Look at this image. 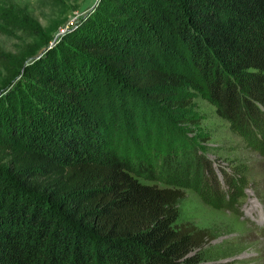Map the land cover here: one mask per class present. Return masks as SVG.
I'll list each match as a JSON object with an SVG mask.
<instances>
[{
    "label": "trees",
    "instance_id": "16d2710c",
    "mask_svg": "<svg viewBox=\"0 0 264 264\" xmlns=\"http://www.w3.org/2000/svg\"><path fill=\"white\" fill-rule=\"evenodd\" d=\"M92 19L42 57L0 51V264H201L208 230L177 223L184 193L155 184L172 155H154L150 126L133 140L140 155L124 150L126 92L100 89L118 77L172 110L200 95L218 117L257 126L264 0H100ZM147 29L169 66H137Z\"/></svg>",
    "mask_w": 264,
    "mask_h": 264
},
{
    "label": "rangeland",
    "instance_id": "374dc122",
    "mask_svg": "<svg viewBox=\"0 0 264 264\" xmlns=\"http://www.w3.org/2000/svg\"><path fill=\"white\" fill-rule=\"evenodd\" d=\"M99 2L0 0V51L9 56L28 47L36 50V58L42 57L57 49L63 37L82 22L95 25L92 18ZM154 38L150 45L147 29L144 41L134 42L137 66H169L168 59L155 50ZM169 41L166 34L162 36L161 42ZM103 80L109 89L102 86V97L110 90L119 97L126 92L125 101L121 100L129 108L120 122L124 150L140 155L141 147L133 140L144 143L150 126L148 141L154 155L169 154L170 159L172 155L171 164L176 167L164 183L155 184L176 186L184 193L177 223L208 230L211 239L200 251L201 264H264V113L257 126L245 130L218 117L200 95H191L185 109L172 110L161 101L129 94L118 77L108 75ZM132 109L134 117L127 115Z\"/></svg>",
    "mask_w": 264,
    "mask_h": 264
}]
</instances>
